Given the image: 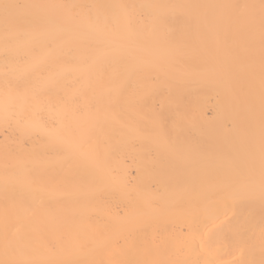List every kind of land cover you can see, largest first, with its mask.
<instances>
[{
  "label": "bare ground",
  "instance_id": "6f19581e",
  "mask_svg": "<svg viewBox=\"0 0 264 264\" xmlns=\"http://www.w3.org/2000/svg\"><path fill=\"white\" fill-rule=\"evenodd\" d=\"M0 264H264V0H0Z\"/></svg>",
  "mask_w": 264,
  "mask_h": 264
},
{
  "label": "snow or ice",
  "instance_id": "6c2138e0",
  "mask_svg": "<svg viewBox=\"0 0 264 264\" xmlns=\"http://www.w3.org/2000/svg\"><path fill=\"white\" fill-rule=\"evenodd\" d=\"M5 7H8V5H5Z\"/></svg>",
  "mask_w": 264,
  "mask_h": 264
}]
</instances>
